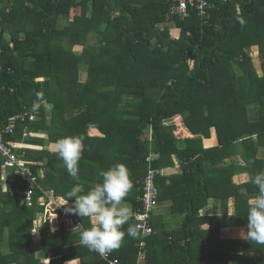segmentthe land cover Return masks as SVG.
<instances>
[{"label": "trees", "instance_id": "1", "mask_svg": "<svg viewBox=\"0 0 264 264\" xmlns=\"http://www.w3.org/2000/svg\"><path fill=\"white\" fill-rule=\"evenodd\" d=\"M206 1H188L175 15V0H0V128L33 113L41 94L36 121L17 122L5 139L42 148L14 151L35 173L43 169L45 189L64 199L79 184L86 193L102 183L101 172L123 164L133 181L125 201L132 210L150 170L181 164L179 176H156L176 223H158L154 214L152 235H125L109 252L120 264H264V245L220 237L226 224L248 230L253 177L264 171V0ZM212 130L219 145L205 148ZM70 136L84 144L78 179L48 148ZM150 155L158 156L151 166ZM37 197L39 205L21 206L0 188V264H107L79 243L93 226L88 218L75 215L76 232L52 231L53 213ZM210 199L221 201L222 216L200 215ZM231 199L235 214L226 220ZM138 224L132 216L123 230Z\"/></svg>", "mask_w": 264, "mask_h": 264}, {"label": "clouds", "instance_id": "2", "mask_svg": "<svg viewBox=\"0 0 264 264\" xmlns=\"http://www.w3.org/2000/svg\"><path fill=\"white\" fill-rule=\"evenodd\" d=\"M41 99V94L37 93V100L34 101L32 104L33 112L38 111V109L41 107V103L39 102ZM24 143L26 142L20 143L23 149H42L41 147L32 146ZM51 144H55V152L58 157L63 160L69 175L72 176L74 179H78L80 171L79 162L84 151V144L82 143V138L79 136L64 137ZM51 144H49L48 147ZM157 157L158 156L150 155L147 158V161L150 166ZM22 161L25 163V166L27 168H30L33 171V169L28 166V163H26L23 158ZM1 167L2 166H0V188L4 193H11L10 183L12 181L18 183L15 188H19L23 192H27L30 189L33 190L34 195L32 196L31 206L27 202H25L21 196L17 195L20 200L19 205L21 206L35 207V204L37 202L38 205L40 204L39 197H37V194H41V198H44L45 192L52 191L54 193L53 190H47L44 188V186L40 184V175L38 171L37 173L33 171L34 176L37 178L36 184L34 185L22 182V174L18 172L17 169L7 171V173L5 174L7 179L4 183V173H2L3 170ZM39 169L41 168L39 167ZM166 170V168H161L155 171H159L161 175L165 176L166 174H168ZM100 175L102 177V183L96 184L86 193L84 188L81 185L77 184L74 185L71 190L66 193L64 199L62 197H57L55 193L54 197L57 201L63 202L62 205H64L65 207L66 214H71L74 216L76 215L81 218H88L91 221L93 226L80 232L79 243L85 246L89 251L96 252L101 256H105L112 250L117 249L121 246L125 235L130 236L134 239L137 238L138 226L129 225L126 233L123 230L124 225L133 216L132 211L136 209L133 207L131 210V208L125 202L129 192L133 188V181L126 166L123 164H115L108 170L101 172ZM253 183L257 187L258 192L253 198L249 199L248 201V230L244 238L249 241H254L257 244L264 245V171L257 173L253 177ZM11 194L16 195L14 193ZM70 200L72 202H70ZM160 203L161 200L159 198V205ZM41 206H45L46 209L50 210L46 205ZM156 211L154 212V214L156 213ZM57 212H52L53 216H58ZM43 217L44 214H39L38 219H35L33 222V235L34 233H36L39 236L38 241L41 235ZM58 217L61 218L62 216ZM78 220L80 221L79 218ZM54 222L56 221L52 220L50 226L52 231H57L62 225H58V227L55 228V226H53ZM81 228L82 224H77L74 228V232ZM70 264H72V262H70Z\"/></svg>", "mask_w": 264, "mask_h": 264}, {"label": "built area", "instance_id": "3", "mask_svg": "<svg viewBox=\"0 0 264 264\" xmlns=\"http://www.w3.org/2000/svg\"><path fill=\"white\" fill-rule=\"evenodd\" d=\"M188 1L190 3L193 0H175L176 4L173 7V14L183 15L187 11ZM200 3H203L201 7L207 6L206 0H197ZM225 2L233 1L238 2L239 0H223ZM205 5V6H204ZM1 67V66H0ZM39 115V109L36 112H33L29 115L19 113L9 118L8 125L4 128H0V156L2 158V170H3V181L6 182V173L9 170L17 169L18 172L22 174V182H26L27 184L34 185L36 184V177L33 174V171L30 168L25 166V163L22 161L20 155L19 157L16 155L15 151L22 149V145L20 143H9L5 136L9 134H13L17 122L25 121L27 117H29L30 121H36ZM24 136H30V133L25 132ZM15 150V151H14ZM160 174L159 171L150 170L149 174L146 178L142 181L143 193L139 198L140 205L133 210V216L139 222L138 229L141 230L143 238L153 234L154 229L152 224L150 223V219L153 216L154 212L158 208L159 205V190L156 187V176ZM9 191V189H8ZM10 192L14 193L18 196H21L25 202H27L30 206L32 205V196L34 192L32 189L28 190L27 192H23L19 188L11 189ZM62 201H57L54 197V193L52 191L45 192L44 198H41V205H46L52 212H57L58 210L63 211L62 217L59 218L58 216H53L52 220L57 221L59 225H63L67 232H74V228L77 224H81L77 217L71 214H66L65 207L62 205ZM141 250H145L146 242L140 243ZM101 256V255H100ZM103 261L107 264H120L118 259H112L109 253L105 256H101ZM146 259V252H140L139 255V262H143Z\"/></svg>", "mask_w": 264, "mask_h": 264}, {"label": "crops", "instance_id": "4", "mask_svg": "<svg viewBox=\"0 0 264 264\" xmlns=\"http://www.w3.org/2000/svg\"><path fill=\"white\" fill-rule=\"evenodd\" d=\"M204 145H205V148H212V147H216L219 145V141H218L217 134H216L215 130H212V134H211L210 139L204 140ZM48 148L50 151L55 152V144H51ZM235 159H237L239 161V163H241V164L243 163L240 156H237ZM166 169H167L166 171L168 173V176H171V177L179 176L180 174H182L181 164L177 160H175L174 166L168 167ZM38 172H39L40 181H41L43 169H39ZM172 205H173V202L170 199L161 201L160 206L155 213V218H156V221L158 223L160 222V220H162L164 222H170V220H171L170 218L172 217L171 213H170ZM222 206L223 205H222L220 200L210 199L208 201V204L200 211V215L203 217H210V216H215V215L222 216L224 214ZM234 211H235L234 200L231 199L229 201V204H228V210H227V216L226 217H228L231 214L233 215ZM167 220H169V221H167ZM174 222L176 223V220H174ZM208 228H209V225H205L202 227V229H205V230H207ZM246 233H247V230L244 227L240 226V224L231 223V225L226 224V226H223L221 228L220 235L222 234L223 236H225L227 238H233V239H245L244 236ZM40 264H50V259H44L41 261ZM67 264H70V262H68ZM72 264H81V260L80 261L76 260V261L72 262Z\"/></svg>", "mask_w": 264, "mask_h": 264}, {"label": "rangeland", "instance_id": "5", "mask_svg": "<svg viewBox=\"0 0 264 264\" xmlns=\"http://www.w3.org/2000/svg\"><path fill=\"white\" fill-rule=\"evenodd\" d=\"M73 50L81 52V48H80L79 46H73ZM256 53H257V52H255L254 55H256ZM252 57L254 58L255 56H253V54H252ZM258 68H260L259 65H258ZM41 81H42V79H41ZM84 81H85V80H84ZM48 109H52V107L48 105ZM93 132H94V131H93ZM97 132H98V131L95 130V133H97ZM233 158H234V157H233ZM235 158H236V157H235ZM235 158H234V159H235ZM236 160H237V159H236ZM2 173H3V172H2ZM234 205H235V203H234ZM234 214H235V211H234ZM234 214H233V215H232V214L229 215L227 218L230 219L231 217L234 216ZM227 218H226V219H227ZM170 219H171L170 222H173V221H174V219H173L172 217H171ZM167 221H169V220H167ZM58 225H59V224H58L57 221H56V222H54V225H53V226H55V228H56V227H58ZM35 227H37V226H35ZM38 228H39V227H38ZM33 232H34V230H33ZM38 237H39V236H38L36 233H34L33 238H34V241H35V242H38ZM220 237L223 239L222 241H225V240H234L233 238H227V237L223 236L222 234L220 235Z\"/></svg>", "mask_w": 264, "mask_h": 264}]
</instances>
